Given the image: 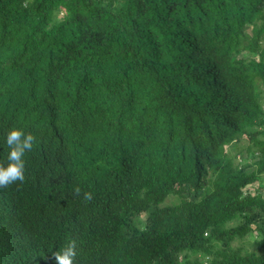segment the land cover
<instances>
[{
	"label": "trees",
	"instance_id": "obj_1",
	"mask_svg": "<svg viewBox=\"0 0 264 264\" xmlns=\"http://www.w3.org/2000/svg\"><path fill=\"white\" fill-rule=\"evenodd\" d=\"M14 127L0 264H264V0H0Z\"/></svg>",
	"mask_w": 264,
	"mask_h": 264
},
{
	"label": "clouds",
	"instance_id": "obj_2",
	"mask_svg": "<svg viewBox=\"0 0 264 264\" xmlns=\"http://www.w3.org/2000/svg\"><path fill=\"white\" fill-rule=\"evenodd\" d=\"M5 142L9 148L8 162L6 165L0 163V188H7L17 182L23 184L25 180L23 157L26 152L32 151L33 145L37 141L33 134L14 127L6 134ZM81 191L80 187L76 186L73 189V194L80 196ZM83 198L85 201H90L93 197L90 192H84ZM76 255L75 241H71L63 251L54 252L51 259L55 261V264H75Z\"/></svg>",
	"mask_w": 264,
	"mask_h": 264
}]
</instances>
